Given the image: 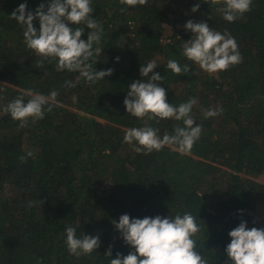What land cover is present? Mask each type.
I'll use <instances>...</instances> for the list:
<instances>
[{
    "label": "trees",
    "instance_id": "obj_1",
    "mask_svg": "<svg viewBox=\"0 0 264 264\" xmlns=\"http://www.w3.org/2000/svg\"><path fill=\"white\" fill-rule=\"evenodd\" d=\"M50 2L0 0V108L22 95L26 102L27 90L59 92L52 111L42 120L30 119L27 127L0 113V264H109L117 253L134 251L113 220L185 212L203 223L195 250L208 264H230L224 252L228 233L241 221L248 229L264 228L258 208L264 204V0H253L251 10L232 23L216 10L223 0H148L136 7L91 0V16L102 28L93 49L102 50L89 62L96 71L112 69L94 84L77 80L78 73L57 72L55 62L37 68L39 57L26 47L23 26L10 18L21 3L34 13ZM197 3L199 9L191 12ZM188 20L230 32L242 62L209 74L187 61L181 45L192 35L184 29ZM33 25L39 29L37 20ZM169 59L191 71L174 75L166 69ZM150 61L157 64L153 72L164 77L159 86L167 103L197 101L191 115L202 132L188 154L172 146L136 153L123 143L132 127L147 124L162 137L183 126L126 113L128 86L147 79L139 68ZM65 81L75 87H63ZM218 107L222 114L204 118V110ZM29 151L33 155L27 157ZM69 226L77 237L98 234L96 252L70 255Z\"/></svg>",
    "mask_w": 264,
    "mask_h": 264
},
{
    "label": "clouds",
    "instance_id": "obj_2",
    "mask_svg": "<svg viewBox=\"0 0 264 264\" xmlns=\"http://www.w3.org/2000/svg\"><path fill=\"white\" fill-rule=\"evenodd\" d=\"M121 5L128 7L144 6L148 0H119ZM205 3V0H202ZM216 0H213L215 3ZM253 0H223L217 7V12L226 22L232 23L251 10ZM199 3L191 8L195 13ZM27 5L21 3L11 14L24 28L23 37L26 47L39 57L37 68L44 62H55L57 72L78 73L77 80L83 79L88 84H94L112 75V69L96 71L92 60L94 55L101 53V48L93 49L94 44L101 40L102 28L92 18L91 0H51L50 3L40 4L33 13L26 11ZM123 11V9H122ZM39 22V29L33 21ZM83 25V27H81ZM76 26V27H73ZM85 28L90 31L87 39H81ZM184 29L190 32L191 38L181 45V55L199 66L209 74L226 71L230 66L242 62L236 39L227 30L221 32L210 28L205 22L188 20ZM118 60V58H117ZM97 62V61H96ZM95 62V63H96ZM157 64L153 61L140 66L139 73L146 80L133 81L128 86L126 98L123 100L126 113L140 120L182 121L183 126L177 125L173 134L167 132L161 137L159 129L145 124L142 127H132L125 131L123 143L132 146L136 153L149 154L160 151L165 146H172L181 154L190 153L194 144L199 140L202 127L195 123L191 113L197 103L195 98L174 106L166 102V90L159 85L164 77L154 73ZM166 69L177 76L187 75L191 68L188 64L181 65L175 59H169ZM149 73H153L150 78ZM194 74V73H193ZM63 87L72 88L75 84L65 81ZM30 97L26 102L24 96H18L0 108V113L7 114L14 121H19V128L27 127L29 120L33 122L44 119L46 112H51L58 103L59 92L52 90L43 95L27 90ZM223 109L204 110L205 119L222 114ZM29 151L27 157L32 156ZM21 162L26 156L19 157ZM32 207V204H29ZM116 231L124 243L134 251L121 257L110 259L109 264H208V261L197 252L196 239L200 233L201 224L197 216L185 212L177 213L174 217L160 216L130 219L124 214L118 221L113 220ZM65 244L70 255H90L100 246L99 235H83L77 237L76 229L65 228ZM230 243L224 249L230 264H264V228L248 229L241 221L237 227L228 233ZM111 256V248L105 253Z\"/></svg>",
    "mask_w": 264,
    "mask_h": 264
},
{
    "label": "rangeland",
    "instance_id": "obj_3",
    "mask_svg": "<svg viewBox=\"0 0 264 264\" xmlns=\"http://www.w3.org/2000/svg\"><path fill=\"white\" fill-rule=\"evenodd\" d=\"M259 207V212L261 213V215L262 214H264V204H260V205H258Z\"/></svg>",
    "mask_w": 264,
    "mask_h": 264
}]
</instances>
